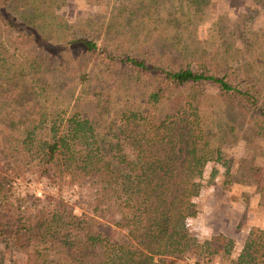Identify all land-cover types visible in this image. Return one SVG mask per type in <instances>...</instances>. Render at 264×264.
Masks as SVG:
<instances>
[{"label":"trees","instance_id":"obj_1","mask_svg":"<svg viewBox=\"0 0 264 264\" xmlns=\"http://www.w3.org/2000/svg\"><path fill=\"white\" fill-rule=\"evenodd\" d=\"M97 2L104 14L70 22L66 0H0V239L20 264H188L203 247L226 256L218 238L200 245L183 221L209 161L264 206V50L250 43L232 64L187 47L214 0ZM258 4L249 0L226 35L256 42L247 31ZM242 133L257 143L233 166L223 145ZM25 173L85 189L90 212L16 198L12 178ZM224 260L264 264V228Z\"/></svg>","mask_w":264,"mask_h":264},{"label":"rangeland","instance_id":"obj_2","mask_svg":"<svg viewBox=\"0 0 264 264\" xmlns=\"http://www.w3.org/2000/svg\"><path fill=\"white\" fill-rule=\"evenodd\" d=\"M115 2V0H114ZM249 0H214V5L209 7L203 18L185 36L184 41L190 49L210 51L213 48L218 55L227 53L234 64L236 61L245 62L248 59V48L257 51L264 50V4L256 5L257 15L247 31L248 36L256 39L241 42L226 35L228 26H231ZM106 7L98 4L97 0H66V5L61 13L70 22L84 18H92L96 14H104ZM259 13V14H258ZM221 29V32H219ZM16 32H13V35ZM12 35V36H13ZM0 39V43L5 44ZM239 63V62H238ZM205 90L215 92L211 87ZM257 143V139L247 133H242L238 142L232 145H223L227 160L232 158L233 166L241 158L250 157ZM226 160V161H227ZM257 164H262V159H256ZM232 166V167H233ZM226 174V166L222 162L209 161L199 166L195 177V192L191 196L190 212L184 219V228L194 236L201 245L205 241L215 243L214 238L220 240L219 248L228 247L225 254L211 253L203 250L196 257L197 264H224V259L236 257L240 253L248 233L254 228H264V206L259 203L251 186H235ZM12 187L16 198H30L43 200L47 196L60 198L67 202L74 212H90V193L85 189L68 183H62L50 174L25 173L12 178ZM117 240L125 239V230H118ZM245 237L243 238V235ZM239 233V240L232 239ZM254 246V245H253ZM250 245V251L253 250ZM222 247V248H221ZM222 251V250H221ZM221 255L223 257H221ZM24 256L13 249L6 239H0V262L2 264H20ZM196 259L189 256L188 264H195ZM223 259V261H222Z\"/></svg>","mask_w":264,"mask_h":264},{"label":"crops","instance_id":"obj_3","mask_svg":"<svg viewBox=\"0 0 264 264\" xmlns=\"http://www.w3.org/2000/svg\"><path fill=\"white\" fill-rule=\"evenodd\" d=\"M240 233H242V232H240ZM242 235H243V233H242ZM231 237H232V239L235 238V239L239 240V233H235V234H234L233 236H231ZM244 237H245V235H243V238H244ZM236 255L238 256L239 253H237ZM237 256H236V257H237ZM232 258H235V257H232Z\"/></svg>","mask_w":264,"mask_h":264}]
</instances>
